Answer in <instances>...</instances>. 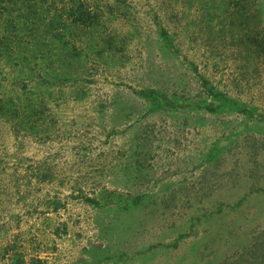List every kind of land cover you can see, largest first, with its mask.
<instances>
[{"label": "rangeland", "instance_id": "374dc122", "mask_svg": "<svg viewBox=\"0 0 264 264\" xmlns=\"http://www.w3.org/2000/svg\"><path fill=\"white\" fill-rule=\"evenodd\" d=\"M0 264H264V0H0Z\"/></svg>", "mask_w": 264, "mask_h": 264}]
</instances>
